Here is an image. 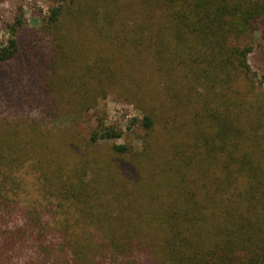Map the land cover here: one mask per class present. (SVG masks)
Segmentation results:
<instances>
[{
	"label": "trees",
	"instance_id": "trees-1",
	"mask_svg": "<svg viewBox=\"0 0 264 264\" xmlns=\"http://www.w3.org/2000/svg\"><path fill=\"white\" fill-rule=\"evenodd\" d=\"M263 26L264 0H58L35 28L18 9L0 53V264H264ZM110 95L137 102L139 145L100 117L83 138ZM60 120L73 136L53 145L43 124ZM30 160L45 177L28 205Z\"/></svg>",
	"mask_w": 264,
	"mask_h": 264
},
{
	"label": "rangeland",
	"instance_id": "rangeland-1",
	"mask_svg": "<svg viewBox=\"0 0 264 264\" xmlns=\"http://www.w3.org/2000/svg\"><path fill=\"white\" fill-rule=\"evenodd\" d=\"M58 0H0V53L5 52L8 41L11 38L9 27L13 22L18 9L22 8L25 21L29 28H35L41 25L43 17L48 10L57 4ZM255 46L250 56V64L256 74L258 82H264V26L260 33L256 35ZM264 87V86H263ZM19 116V115H18ZM96 117L104 119L108 125L113 126L124 132L123 139L116 143H132L139 145L142 133L136 121L142 118L137 102L133 98L119 95H110L104 99L96 111L86 115V120L82 124L81 132L83 138L88 136L89 132L95 127ZM72 124L68 121L60 120L57 123L46 122L43 124L48 142L53 145H60L69 136H73ZM47 131V132H46ZM48 133V134H47ZM51 140H50V139ZM67 164L73 166L76 162V155L62 157ZM32 161L19 169L24 190L22 191L23 200L30 204L31 199L40 197L43 189L44 173L40 169L32 166ZM27 257V254L24 255ZM23 261V259H21ZM16 264H22L15 261Z\"/></svg>",
	"mask_w": 264,
	"mask_h": 264
}]
</instances>
